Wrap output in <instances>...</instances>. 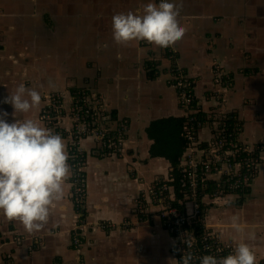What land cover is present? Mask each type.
I'll return each mask as SVG.
<instances>
[{
	"label": "crops",
	"instance_id": "crops-1",
	"mask_svg": "<svg viewBox=\"0 0 264 264\" xmlns=\"http://www.w3.org/2000/svg\"><path fill=\"white\" fill-rule=\"evenodd\" d=\"M250 1L174 0L187 31L174 45L160 48L145 40L116 44L112 39V16L141 12L149 0H0V111L8 113L7 122H42L62 136L69 157L70 122L41 116L48 94L60 93L66 100L76 93L100 97L108 126L121 119L129 123L124 156L102 155L91 138L82 140L84 198L75 199L70 178L43 230L30 234L0 213V264H176L177 237L156 214L185 200L180 197L184 188L171 182L157 202L146 194L179 168L187 146L174 167L163 154H150L154 140L147 130L153 121L181 117L183 136L185 110L170 82L177 64L192 80L200 116L233 114L242 124V139L264 145V27L248 10ZM216 65L221 87L214 83ZM20 83L40 92L42 101L14 117L3 100ZM212 125L197 129L196 144H206ZM259 158L258 172L241 197L203 198L199 223L219 231L222 242L234 249L243 239L264 264V153ZM68 163L72 171L71 157ZM216 179L210 176L208 182ZM225 200L234 203L225 205ZM233 215L245 226L242 233L231 228ZM103 221L109 226L98 224ZM250 233L254 240L248 239Z\"/></svg>",
	"mask_w": 264,
	"mask_h": 264
},
{
	"label": "built area",
	"instance_id": "built-area-1",
	"mask_svg": "<svg viewBox=\"0 0 264 264\" xmlns=\"http://www.w3.org/2000/svg\"><path fill=\"white\" fill-rule=\"evenodd\" d=\"M155 2L159 3V0ZM219 71L216 65L213 68L214 83L221 87ZM170 82L176 89L179 105L185 110L183 136L187 150L179 164L180 181L184 188L180 197L185 196V200L179 201L177 205L168 204L166 208L160 209L156 216H159L161 222L177 237V261L180 260L183 251H190L197 257L206 254L223 257L233 252L234 248L230 243L222 242L223 237L219 231L201 228L199 222L203 218V198L207 196L210 201H214L227 195L241 197L258 172L259 156L264 153V145L247 144L242 139V124L233 114L222 116L215 113L218 111H214L208 118L200 116L192 80L184 76L183 70L177 64L171 69ZM219 92L217 90L214 93L216 98L220 97ZM47 96L48 107L43 111L42 118L51 121L59 117L70 122L67 133L71 136L69 144L72 161L71 187L72 194L79 202L86 193L82 140L91 138L96 151L102 155L124 156L129 123L126 119H121L114 126H108L103 119L100 97L76 93L70 100H66L56 92ZM204 123L213 124V134L206 144L201 146L196 144L197 129ZM210 176L217 178L214 184L208 182ZM174 178V174L171 173L167 182L150 185L147 197L149 196L152 202L163 199L168 194L169 185ZM139 201L141 202L140 199ZM152 217L153 213H150L149 219ZM98 224L103 227L109 226L105 221ZM188 233L194 236L191 248L187 247L186 239L185 243L183 242ZM79 243L77 239L73 240L75 247H78ZM195 264H199V260H196Z\"/></svg>",
	"mask_w": 264,
	"mask_h": 264
},
{
	"label": "clouds",
	"instance_id": "clouds-1",
	"mask_svg": "<svg viewBox=\"0 0 264 264\" xmlns=\"http://www.w3.org/2000/svg\"><path fill=\"white\" fill-rule=\"evenodd\" d=\"M180 6L174 0H149L141 12H119L112 16V39L116 44L145 40L167 48L181 40L187 29L178 17ZM107 45H99L106 47ZM42 96L24 83L16 86L3 103L10 104L14 113H28L40 105ZM7 112L0 111V213L9 221H18L26 232H40L49 223L50 210L64 199V185L72 171L68 163L67 145L59 133L33 119L7 122ZM15 117V116H14ZM234 201L225 200V205ZM231 228L242 233L245 226L238 215L231 218ZM188 248L194 236L186 234ZM248 239L254 240L255 233ZM258 264L255 249L241 239L233 252L218 257H200L183 251L176 264Z\"/></svg>",
	"mask_w": 264,
	"mask_h": 264
},
{
	"label": "trees",
	"instance_id": "trees-1",
	"mask_svg": "<svg viewBox=\"0 0 264 264\" xmlns=\"http://www.w3.org/2000/svg\"><path fill=\"white\" fill-rule=\"evenodd\" d=\"M182 125L183 119L181 117H169L153 121L147 130L148 136L154 140L150 148V154L152 156L163 154L175 167L178 163V156L186 144L185 138L182 136ZM160 148L165 149V151L160 150ZM173 174L175 178L172 179V182L177 183L178 187H182L181 173L178 166L174 169Z\"/></svg>",
	"mask_w": 264,
	"mask_h": 264
},
{
	"label": "rangeland",
	"instance_id": "rangeland-1",
	"mask_svg": "<svg viewBox=\"0 0 264 264\" xmlns=\"http://www.w3.org/2000/svg\"><path fill=\"white\" fill-rule=\"evenodd\" d=\"M248 10L253 15L257 13V16L260 17V19L258 18L256 21L258 22V25L264 27V0H251L248 5Z\"/></svg>",
	"mask_w": 264,
	"mask_h": 264
}]
</instances>
